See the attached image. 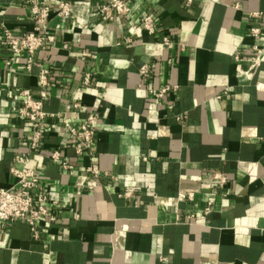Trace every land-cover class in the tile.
Here are the masks:
<instances>
[{
  "label": "crops",
  "instance_id": "crops-1",
  "mask_svg": "<svg viewBox=\"0 0 264 264\" xmlns=\"http://www.w3.org/2000/svg\"><path fill=\"white\" fill-rule=\"evenodd\" d=\"M58 1L57 40L27 69V55L12 61L2 37L5 27L34 29L29 2L0 0V188L16 182L15 157L27 154L41 175L36 192L58 201L38 240L24 220L0 225V264H264V62L248 79L235 60L264 47V0H127L131 12L110 21L100 13L107 0H69L70 18L56 15ZM146 14L155 33L135 27ZM47 63L44 108L56 115L33 150L21 91L38 96ZM91 112L99 121L86 157L66 123ZM57 147L74 169L51 159ZM91 161L110 176L92 182Z\"/></svg>",
  "mask_w": 264,
  "mask_h": 264
},
{
  "label": "built area",
  "instance_id": "built-area-1",
  "mask_svg": "<svg viewBox=\"0 0 264 264\" xmlns=\"http://www.w3.org/2000/svg\"><path fill=\"white\" fill-rule=\"evenodd\" d=\"M191 1L187 0L188 3ZM28 2L29 12L35 23L34 29L21 35H16L12 29L5 27L2 43L9 47L12 61L15 60L17 55L25 53L27 55V69H31L35 63L37 50L46 43H55L57 33L53 32L50 26L52 13L50 0H28ZM56 6V15L58 17L70 18L72 16L71 1L59 0ZM129 12H131V5L127 0H107L100 5L101 16L107 21L114 20L118 15H127ZM250 14L251 16H261L262 12L257 11ZM135 27L149 33H155L157 26L154 15H144ZM250 33L257 37L261 35L262 27L259 24L252 25ZM165 42L168 43L169 39L166 38ZM235 60L237 63L246 65L242 72L248 79H253L264 62V47L256 43L252 45L246 57L236 53ZM52 70L53 66L49 63L40 67L37 97L30 89L21 91V95L25 97V100L23 106L19 109V114L21 117L28 119L32 125V130L26 136V141L33 150L41 146L49 120L56 115L44 108L45 100L51 95L50 74ZM141 73L143 75L149 73L147 65L141 67ZM90 80L91 73L88 72L83 79V84L88 85ZM170 88V86H165L160 89H151V92L156 97H162ZM79 105V103H74L73 106L78 107ZM98 121V115L95 112H91L78 125L70 122L66 123V130L78 155L92 157ZM66 146L64 145V147ZM51 159L57 161L64 170H72L75 167L73 163L62 155L61 147H57L52 151ZM15 161L22 164L20 167L13 166L11 169L17 178L16 182L11 187L0 188V225L17 219L24 220L30 226L32 237L38 240L41 234L40 222L43 219H48L50 222L57 219L53 208L58 205V201L50 197L46 192H36L41 187V175L28 165L30 157L27 154L16 155ZM85 169L90 174L92 182L103 176H110L107 171H102L100 166L94 161H91ZM89 187H93V184L89 185ZM209 211L210 207L208 206L206 207V212Z\"/></svg>",
  "mask_w": 264,
  "mask_h": 264
}]
</instances>
